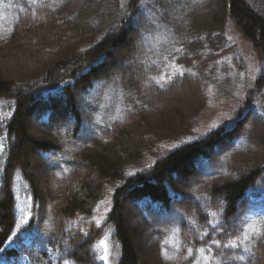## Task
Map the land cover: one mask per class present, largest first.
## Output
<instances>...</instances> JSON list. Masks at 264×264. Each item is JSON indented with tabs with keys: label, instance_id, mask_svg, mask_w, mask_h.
<instances>
[{
	"label": "trees",
	"instance_id": "trees-1",
	"mask_svg": "<svg viewBox=\"0 0 264 264\" xmlns=\"http://www.w3.org/2000/svg\"><path fill=\"white\" fill-rule=\"evenodd\" d=\"M135 1L140 3L129 0V9ZM99 2L36 0L0 43V249L16 228V170L33 200V245L24 250L33 262L102 264L93 247L109 235L111 264H143L129 225L130 206L149 223L177 227L184 239H198L205 248L213 239L223 245L225 233L240 234L237 225L249 210L247 191L264 184V70L252 102L249 96L234 121L190 140L193 116L207 101L203 75L223 54L218 50L228 24L264 58V16L248 0H205L189 13V45L178 61L186 72L161 89L146 84L152 69L139 29L121 20L102 35L96 31L91 18ZM111 86L123 101L121 114H127L123 122H97L81 103ZM166 102L187 108L188 115L178 109L170 114ZM35 122L49 132L66 130L72 144L88 135L91 145L37 140L30 132ZM131 134L137 135L135 144ZM240 140L247 147L229 162L250 166L244 175L225 180L208 174ZM37 162L40 169L31 177ZM64 168L69 171L60 175ZM210 219H219L223 230H213ZM153 250L159 264H172ZM254 253L253 264H264V241H257Z\"/></svg>",
	"mask_w": 264,
	"mask_h": 264
},
{
	"label": "rangeland",
	"instance_id": "rangeland-1",
	"mask_svg": "<svg viewBox=\"0 0 264 264\" xmlns=\"http://www.w3.org/2000/svg\"><path fill=\"white\" fill-rule=\"evenodd\" d=\"M204 1L148 0L147 8H140V3L136 4L135 1L136 6L131 10L128 7L129 0H100L99 8L92 14L91 19L94 28L101 35L116 26L119 21H128L142 34L152 76L160 77L162 74H173L175 77L179 75L177 68L186 72L185 66L178 61L181 56L187 53L189 45H187L190 39L188 36L190 34L189 13L196 7L202 6ZM248 2L264 16V0H248ZM34 8L32 0H0V43H3L13 30L17 16L22 11L34 10ZM152 20L163 27L156 29L155 25L151 23ZM227 28L225 39L218 50L223 54L216 63L207 68L203 75L207 101L193 116L194 134L190 140L202 138L226 122L234 121L249 96L252 102L255 96L254 88L258 81L257 77L264 70V58L255 53L250 42L241 36L232 23H229ZM177 48L182 51H175ZM116 90L117 88L114 86L108 87L101 95L82 102L81 106L95 119L97 116H102L103 119L100 122L111 121L110 116L116 115L118 111L122 113L123 110V101ZM185 94V92L181 93L180 98H183ZM166 105L170 114L178 109L183 115H188L187 108L178 107L176 102H166ZM245 112L246 109L243 111V115ZM30 127L32 137L37 140H47L55 144L65 143L76 148H85L91 145L88 135L82 141L72 144L67 138L66 130L49 132L44 125L38 122ZM136 139L137 135L131 134L129 142L135 144ZM186 140L188 139L186 138L184 141ZM242 141L235 143L210 170H207V173L225 180H236L242 177L250 166L241 162H236V164L229 162L236 151H243L247 147L246 143L240 146ZM165 145L170 146L171 143L165 142ZM32 166L34 169L29 172L31 177L34 176L37 167L39 168V163H33ZM64 169L61 170L60 175L65 174ZM40 171L44 176L47 175L42 169ZM12 183L16 200V228L5 246V250L0 255V264H39L30 260L24 253L25 248L33 245V235L29 227L35 216V211L29 183L24 179L20 170L14 172ZM28 197L31 198L30 203ZM247 198L249 199V210L246 219L264 227V184L250 188L247 191ZM21 207L25 208L24 213L20 212ZM28 212L32 214L31 219L27 223H22L21 217L26 216ZM128 214L129 225L137 235V250L143 264H159V261L153 257L155 247L159 249L161 261L172 264H197L199 261V264H204L203 258L197 252V249L203 247L198 239H184L180 231L174 233L173 229L177 227L166 228L149 223L134 206L129 207ZM43 221V227L48 228L50 226L48 213ZM260 240L264 241V237ZM166 241L167 243H165ZM108 245L109 264H111L112 254L109 239ZM162 246L169 250L170 255L175 252L173 259H167L164 256ZM188 248L192 249L191 255L188 254ZM221 251L225 254L221 258V264H224V260L232 251L219 249L218 255V249L215 251L213 249L212 255L219 257ZM98 260L104 264V261ZM70 264L73 263L70 261ZM232 264H240V262H232ZM246 264H253V262L249 259Z\"/></svg>",
	"mask_w": 264,
	"mask_h": 264
},
{
	"label": "snow or ice",
	"instance_id": "snow-or-ice-1",
	"mask_svg": "<svg viewBox=\"0 0 264 264\" xmlns=\"http://www.w3.org/2000/svg\"><path fill=\"white\" fill-rule=\"evenodd\" d=\"M58 0H52V4L57 3ZM32 3H36V0H32ZM140 8H147L148 7V0H140ZM154 7V5H153ZM151 23L155 25L156 29H160L163 26L156 24L155 20H152ZM177 52H181L182 49H175ZM167 59V58H165ZM155 63V62H153ZM147 70V69H146ZM177 73L179 75H183L184 72L177 68ZM195 75V73H193ZM119 80V77L116 78V81ZM173 80V74H162L160 77L157 76H152L149 75L147 77V83L150 82H155L156 85H158L161 89H165L168 84H170ZM114 81V83L116 82ZM128 111H131L129 109ZM127 113L121 114L119 111L117 112L116 115L110 116L109 119L111 120H120L121 122L124 121V118ZM261 116H264V112L260 113ZM97 122H100L103 117L102 116H97L96 117ZM215 127V126H214ZM244 141L241 142L240 146L244 145ZM2 147V145H0ZM68 169H64V172H68ZM59 175V173H58ZM30 197H28V202L30 203ZM20 212L24 213L25 208L21 207ZM31 212H28L26 216L21 217V222L22 223H27L29 219H31ZM211 217H217V213L212 212L210 213ZM83 219V218H81ZM75 223V222H73ZM99 223V221H97ZM191 223L195 224V220L191 221ZM209 224L211 225L212 229L215 230L216 232H220L223 230L224 225L219 219H210ZM240 228V234L238 236L233 237L232 233H225L227 237H229L223 245H221V241L217 239H213L211 243L205 248L201 247L197 249V252L200 254V256L203 258L204 264H221V258L224 257V252L221 251L220 256L216 257L212 255V245H215L217 249H232V253L227 256V258L224 260V264H232V262H240V264H246V262L250 258H254V248L256 247L257 241L260 240L262 237H264V227H261L258 225L256 222H249L248 219H241L237 225ZM174 233H178L179 229H173ZM87 235V233H84ZM207 229L201 234V239L205 235H207ZM108 235H106L103 239L99 241L97 245H94L93 251L97 254V258L104 261V264H109L110 260V250H109V245H108ZM167 243V241L165 242ZM239 250V251H236ZM2 251V249H0ZM188 254L191 255L192 249L188 248L187 249ZM162 252L164 256L167 259H173L175 256V252H173L171 255L169 254V250L166 248H163L162 246ZM63 264H70V261L67 259L63 260ZM197 264H199V261H197Z\"/></svg>",
	"mask_w": 264,
	"mask_h": 264
}]
</instances>
